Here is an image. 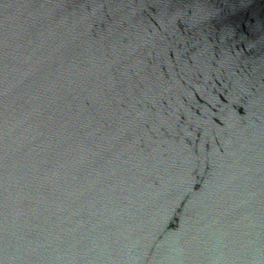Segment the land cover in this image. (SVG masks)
<instances>
[{
    "label": "water",
    "instance_id": "1",
    "mask_svg": "<svg viewBox=\"0 0 264 264\" xmlns=\"http://www.w3.org/2000/svg\"><path fill=\"white\" fill-rule=\"evenodd\" d=\"M0 264H264V0H0Z\"/></svg>",
    "mask_w": 264,
    "mask_h": 264
}]
</instances>
